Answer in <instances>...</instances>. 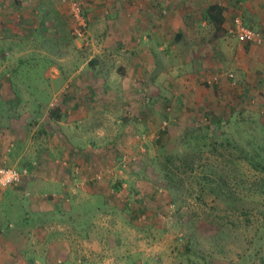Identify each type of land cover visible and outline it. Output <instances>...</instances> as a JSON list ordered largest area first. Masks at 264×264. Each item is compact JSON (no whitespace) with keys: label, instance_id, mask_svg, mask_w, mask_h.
Segmentation results:
<instances>
[{"label":"rangeland","instance_id":"obj_1","mask_svg":"<svg viewBox=\"0 0 264 264\" xmlns=\"http://www.w3.org/2000/svg\"><path fill=\"white\" fill-rule=\"evenodd\" d=\"M5 1L14 5L17 0ZM72 1L82 0L65 1L69 13L67 26L58 16L54 18L56 30L63 35L58 43L65 47L67 40L68 49L75 51L68 53L71 62L61 68L51 63L57 60L52 59L57 49L53 43L56 31L52 29V23L48 29L50 39L42 40L38 49L34 47L33 51L21 54L14 69L5 67V62L0 63V86L3 88V81L10 84L6 93L11 90L19 96L28 94L31 105L39 107L41 104L46 109L59 100L66 83H74L79 93L90 94L92 88L102 82L96 78L98 72L94 74L93 69L98 64L91 56V42L85 46L89 39L77 41L72 35L69 6ZM212 1L225 5L231 13L239 11V0ZM87 7L91 6L86 2V6H82L86 17L89 16ZM237 16L245 25V20ZM257 20L253 18L250 22ZM87 30L91 33L92 25L88 24ZM76 42L80 46H76ZM199 43L207 48L204 57L210 59L206 70L209 73L204 76L203 88L197 94L200 99L192 100L191 104L188 96L178 94L180 86L172 81L158 82L161 88L158 95L149 86L143 87L140 101L150 114V127H154V131L149 127L146 133L143 130L130 135L121 131L109 135L92 134V127L88 126L92 120L85 119L86 132L78 135L81 145L89 141L95 148L96 139L108 136L114 146V140L117 142L109 155L115 171H102L96 175L99 176L96 181L104 179L108 185L109 190L105 189L102 197L80 193L66 197L59 186L49 187L44 180L26 184L30 192L33 188L37 193L46 189L58 193V196L54 194L58 197L56 208H71L47 218L48 224L51 218L56 224H64L62 229H52L47 236L57 245L38 244L36 254L30 253V257L40 264H46V258L51 264H264L259 260L264 255V230L258 228L263 221L264 194L254 193L250 186L259 178L250 173L241 160L235 165L224 162L235 159L241 149L246 152L264 150V81H241L243 74L237 69L241 57L237 55L245 43L232 36L221 40L207 36ZM56 52L59 54V50ZM6 65H13V62ZM55 66L56 71L50 68ZM213 77L218 81L207 84ZM221 77L225 81H220ZM75 81L80 84L77 86ZM187 82L183 88L189 87ZM123 88L122 85L120 89L115 85L112 87L119 94L127 93ZM215 118L222 120L221 130H212ZM163 122L166 123L164 129L161 128ZM218 131L223 133L221 137ZM66 136L71 142L76 138ZM202 145L206 146L198 154V147ZM214 148L217 151L211 152ZM261 153L264 155V151ZM171 155L182 167L171 182L177 189L174 205L170 204L165 189L168 179L161 171V165L167 163ZM190 167L193 170H189ZM202 175L215 179L222 176L238 202L224 203L207 192L197 198ZM79 187L74 190L81 191L82 186ZM26 193L25 190L16 191L22 201L30 199ZM105 205L109 213L100 218L94 208H105ZM14 208L16 212H22L21 206ZM140 209H144L143 212H139ZM135 215L136 219L131 221L130 217ZM30 218L39 221V213H31ZM67 242L68 246L65 245Z\"/></svg>","mask_w":264,"mask_h":264},{"label":"crops","instance_id":"obj_2","mask_svg":"<svg viewBox=\"0 0 264 264\" xmlns=\"http://www.w3.org/2000/svg\"><path fill=\"white\" fill-rule=\"evenodd\" d=\"M65 1L17 0L14 6L0 0V63L5 62V67L14 69L21 54L33 51L34 47L38 49L42 40L50 39L48 29L53 23L52 29L56 31L53 43L59 54L56 50L53 52L52 59L57 60L51 63L58 68L68 65L71 62L68 53L75 51L68 49L67 40L65 47L60 46L58 41L63 35L55 25L57 16L68 25ZM80 2L82 6H86V2L91 6L87 7L89 16H84L87 27L92 25V31L86 30L85 37L76 40L84 42L89 39L85 46L91 42V56L98 64L93 69L94 74L98 72L96 78L102 81L92 88V93H79L74 83H66L59 100L45 109L41 104L39 107L31 105L28 94L19 96L11 90L6 93L10 86L7 82L3 81V88L0 86V166L19 171L26 169L29 173L19 185L0 189V264H40L30 257V253L36 254L35 247L43 242L46 246L50 243V247L57 245L47 236L52 229H62L64 225L56 224L52 218L48 224V216L71 210L69 206L56 208V192L46 189L37 193L33 188L34 193L30 192L26 189L28 182L44 180L49 187L59 186L66 197L76 193L102 197L105 189L109 190L104 179L96 181L99 177L96 175L102 171H115L109 155L117 142L114 140V146L111 137L99 136L96 146L93 144L95 148L89 141L81 145L78 135L86 132V118L92 120L91 125L88 124L92 127V134L109 135L121 131L130 135L143 130L146 133L152 121L140 101L143 87L149 86L158 95L161 88L157 83L172 81L180 86L178 94L188 96L191 104L192 100L200 99L197 94L203 88L202 82L210 66V59L204 57L207 48L199 43L201 38L214 36L221 40L231 37L229 30L237 15L245 20V26L257 30L264 38V0H239V11L234 13L212 0ZM213 4L221 8L218 13L223 18L225 32L219 36L207 14ZM253 18L258 20L250 22ZM25 44L26 48L22 49ZM76 46H80L79 43L76 42ZM237 56L241 57L237 66L243 74L241 81H264V44H244ZM11 62L13 65H6ZM56 66L50 68L56 71ZM220 79L225 81L222 77ZM185 81H188V88H183ZM75 82L77 86L80 84V81ZM114 85L118 89L122 85L127 93L119 94L112 89ZM68 134L73 139L76 137L75 140L71 142ZM123 143L127 145L125 140ZM79 186H82L81 191H75ZM36 188L41 190L39 186ZM19 190H25L30 199L20 200L16 194ZM18 206L22 208L21 213L15 211L14 207ZM104 207L94 208L100 218L109 213L108 206ZM31 213H39V221H32ZM65 245L68 246V242ZM45 263L51 264L48 258Z\"/></svg>","mask_w":264,"mask_h":264},{"label":"trees","instance_id":"obj_3","mask_svg":"<svg viewBox=\"0 0 264 264\" xmlns=\"http://www.w3.org/2000/svg\"><path fill=\"white\" fill-rule=\"evenodd\" d=\"M221 13V8L217 6L216 4L211 5L208 8L207 14L209 21L211 20L215 26L217 36L220 34H223L225 30L222 28L223 24V18L218 13ZM234 21V20H233ZM212 127L214 131L221 130L222 128V120L215 118L212 122ZM220 137L223 135L220 131H218ZM227 140V138H226ZM206 146L202 145L198 147V154H201V149ZM217 149L214 148L211 152H216ZM253 152H246L245 150L241 149L237 153V157L235 159H226L224 162L228 163L229 165H235L238 164L239 160L242 162H245L250 173L253 175L258 176V181L255 184H250L251 187H253V192L257 193L259 191L261 194H264V155L261 153V151L252 150ZM230 156H233L230 154ZM176 157L171 155L167 158V163L161 165V171L164 173V176L166 177V184L165 189L168 192V196L170 198V204L174 205L177 202L176 192L177 189L173 186H171V182L173 180V176L178 175L177 171L181 170V166H179L176 163ZM194 163V162H193ZM180 169V170H179ZM189 170H193L192 167L189 168ZM199 183V197H203L202 193L207 192L208 195L213 196L216 200H224V203H237L239 200L233 193H230V189L228 187V183L225 179H223L222 176H219L218 179L211 178L209 175H202L201 179L198 181ZM235 201H234V200ZM144 209H140L139 212H143ZM131 221L136 219V215L130 217ZM259 229L264 230V214H263V221L261 224H259ZM260 262L264 263V255H262L259 258Z\"/></svg>","mask_w":264,"mask_h":264},{"label":"built area","instance_id":"obj_4","mask_svg":"<svg viewBox=\"0 0 264 264\" xmlns=\"http://www.w3.org/2000/svg\"><path fill=\"white\" fill-rule=\"evenodd\" d=\"M70 12L72 35L78 39H83L87 30V23L83 14L82 3L78 1L70 3ZM229 33L239 42L245 44L261 45L263 42L262 35L254 29L245 26L238 17L234 19L233 27L229 30ZM212 82H217V78L213 77L212 81L208 83ZM165 126L166 123L163 122L161 128L164 129ZM28 174L26 169L19 171L15 168L0 166V189L18 185Z\"/></svg>","mask_w":264,"mask_h":264}]
</instances>
